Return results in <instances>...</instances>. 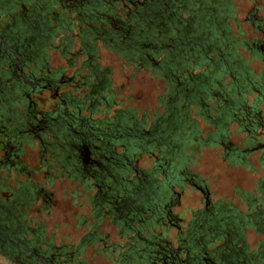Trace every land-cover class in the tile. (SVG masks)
Segmentation results:
<instances>
[{"label":"flooded vegetation","instance_id":"1","mask_svg":"<svg viewBox=\"0 0 264 264\" xmlns=\"http://www.w3.org/2000/svg\"><path fill=\"white\" fill-rule=\"evenodd\" d=\"M168 1L172 0H0V171L4 172L0 192L10 193L9 197L0 193V249L11 241L7 250L21 264L24 260L68 264L73 259L66 247L40 246L42 233L31 240L26 237L27 209L38 200L51 201L52 192L30 176L24 181L14 179L13 185L6 183L10 173L22 171L26 146L35 145L41 164L75 180L86 193L94 221L76 252L99 239L98 226L107 218L125 238L109 245H105L108 234L99 239L101 250L116 252L113 264H258L264 260L263 243L259 240L249 250L244 240L247 229L264 234V175L256 182L258 194H247L243 200V211L229 201H212L205 180L186 168L191 132H199L196 120L188 116L191 103L199 102L205 116L224 127L218 137L224 145L229 120L246 125L249 134L260 125L254 107L244 106V89L234 74L227 87L215 77L231 66L242 67L236 52L229 53L230 45L239 40L230 42L227 30L216 20L215 28L206 24L202 0H195L198 8L189 11L185 7L191 0L173 7ZM229 7L230 1L223 0L207 9L220 14ZM254 9L247 18L261 36L248 48L258 53L264 50V18L253 15ZM200 23L210 28L207 35L222 34L217 43L193 35ZM98 43L135 69L144 66L169 78L161 111L155 110L150 119L144 113L137 118L135 109L117 106L111 69L101 63ZM210 46L218 49L212 62L207 60ZM53 55L61 63L50 65ZM200 60L208 64L195 71ZM215 80L217 97L208 102L216 93ZM248 83L251 86L252 81ZM48 101L52 102L49 108L39 107ZM262 129L261 140L249 135L247 149L226 150L228 162L264 147ZM214 133L207 139L198 135L199 143L206 144ZM143 155L151 161L149 167L139 165ZM52 176L48 175L49 184ZM184 184L198 190L204 204L181 224L183 218L172 207L180 205ZM1 220L10 226L1 225ZM75 264L87 263L79 257Z\"/></svg>","mask_w":264,"mask_h":264},{"label":"rangeland","instance_id":"2","mask_svg":"<svg viewBox=\"0 0 264 264\" xmlns=\"http://www.w3.org/2000/svg\"><path fill=\"white\" fill-rule=\"evenodd\" d=\"M229 1L230 7L228 11L221 14L215 13L212 20L223 24L224 32L227 30L226 36L230 42L239 40V43L232 44L233 46L230 45L229 53L236 52L237 56L242 59V67L234 69L231 66L227 69L228 71L221 72L222 75L215 74V77L220 79L221 83L227 87L228 85L230 86V81L233 79L234 74L235 80L244 89V106L247 107V110L250 109V106L254 107L259 118L256 121H259L260 125L257 124L252 128L255 134H251V132L249 134L244 129V127L248 128L246 125L243 127L237 121L229 120L226 125L224 145L218 138L224 131V127L213 123L211 121L213 120L212 117H209V119L205 116V112L200 107L199 102L191 103L187 107L188 116L196 120L199 132H191L193 133V145L186 151L188 153L186 168L189 172L197 174L199 178L205 180L206 185L209 186L210 199L212 201H229L244 211L245 202L243 200L248 197L247 194H258L256 182L263 179L264 158H260V156L264 147L246 151L242 158L235 159L234 162H228L229 158L226 155V150L233 146L244 150L247 149L249 147V135H256L259 140L262 139V135L259 132L263 131L262 126H264V50L258 53H251L248 48L252 43L257 44L261 33L248 20L247 14L255 7L253 15L264 18V0ZM76 27L73 30L77 31ZM196 27L197 36L207 34L208 29H210L208 26L205 27V25L201 24ZM220 36L222 34H217L215 37L219 40ZM97 45L101 63L107 64L111 69L112 88L116 90L114 97L119 103L117 106L126 105L130 109H135L137 118L144 113L145 117L150 119L155 110L161 111L164 105L162 98L167 96L166 90L169 86L167 80L169 78L154 75L150 69L144 66L135 69L133 65L126 63V59L119 56L117 52L108 50L99 43ZM217 52L218 49L215 48L207 51V53H210L207 60L209 62L216 60ZM56 57L57 55L51 56L50 65L59 64L60 61ZM202 60L199 61V66L195 71L202 70V68L207 66L208 61L202 62ZM238 68L243 69V72ZM210 69L216 71L214 64L210 65ZM249 80L252 81L251 86L248 83ZM213 88L216 93L207 100L208 102L217 97L219 84L216 80L213 81ZM45 96H49V93L45 92ZM234 96L240 95L234 92ZM160 98L161 102H159ZM51 103V101H48L46 104H40L39 107L49 108ZM214 112L211 109V113L214 114ZM210 132H215L211 139L206 144L199 143L198 135L207 139ZM37 150L38 147L36 145L26 146L22 171L20 173L13 171L6 179L7 184L13 185L14 179L24 181L30 176L32 182L52 192L51 201L45 202L41 199L36 203L34 202L27 209L26 213L29 217L27 226L30 229L26 234L27 239H33L35 233L39 231L38 229H42L43 239L40 246L51 243L54 246L66 247V251L73 256V259L68 261V264H75L76 259L79 257L85 260L87 264L115 263L116 252L109 254L107 250V252L101 250L100 246L102 243L99 239L105 238L108 234L105 245H109L112 243H123L125 238H120L116 227L107 218L105 221L102 220L98 226L99 239L90 245L82 247L80 251H75V247L80 242L83 234L88 231L94 221L89 202L85 198L86 193L75 180H69L63 175H57L56 171L41 164V157ZM145 159V155L141 156L139 165L146 168L151 165V161ZM170 170H174V168L172 167ZM3 173L1 170L0 174L3 175ZM48 175H54L50 178V184L47 182ZM183 189L180 196V205H173L172 207L174 213L183 218L181 224L188 222L192 217V211L203 207L204 204L203 195L198 190L187 184L183 185ZM0 193L3 197L10 196V193L5 191ZM40 207L41 210H39ZM7 224L9 223L7 222ZM170 230H172V234L174 229ZM244 235V240L249 250L254 249L259 240L264 245V234L247 229ZM59 250H62V248ZM65 259H68V257H65ZM0 264H21V262L0 254ZM132 264H136V262L134 261ZM258 264H264V260Z\"/></svg>","mask_w":264,"mask_h":264},{"label":"trees","instance_id":"3","mask_svg":"<svg viewBox=\"0 0 264 264\" xmlns=\"http://www.w3.org/2000/svg\"><path fill=\"white\" fill-rule=\"evenodd\" d=\"M181 0H172V1H168V3H169V5H170V7H173L174 5H178L179 4V2H180ZM223 2V0H202V15L203 14H205V18H207V22H206V24L209 26V27H214L215 28V20H212V19H214L213 17H214V15H215V9L214 10H211V9H207L208 8V6H212L213 5V3H222ZM187 5H188V7L186 6L185 7V10H187V11H189V9H192V8H198V4H197V1H195V0H191V1H189V2H187L186 3ZM224 4V3H223ZM214 8H215V6H214ZM221 14V13H220ZM212 20V21H211ZM201 24V23H200ZM201 25H203V24H201ZM205 27H207L206 25H205ZM174 32H175V29H174ZM197 31H195V32H193V35H196L195 37H197V38H202V41H205V39H206V37L208 36L209 37V39H206V41H208V43H210V44H214L215 42H217L218 40H217V38H215L214 36H212V35H207V34H205V35H203V36H197V33H196ZM169 33H171V32H169ZM215 35H217V33L215 34ZM212 36V37H211ZM217 40V41H216ZM166 42L167 43H170V40L169 39H166ZM211 48L213 47V46H210ZM212 50H214V48H212ZM208 54H210V53H208ZM218 54V53H217ZM215 66V65H214ZM239 70H243V69H241V68H238ZM239 72V71H238ZM243 72V71H242ZM242 72H239V73H242ZM221 77V76H220ZM234 93V92H233ZM2 224H4V226L5 227H9L10 226V223L9 224H7V220H1V225ZM4 230V229H3ZM5 231H6V229H5ZM40 233H42V235H41V237H43V231L42 230H39V231H37L36 232V234H40ZM9 237H11V238H13V239H16V238H14V236H9ZM35 237H33V239H34ZM43 239V238H42ZM1 241V240H0ZM9 242H11V241H5V243H3V248H1L0 249V254L2 255V256H5V257H9L10 259H13L14 258V255L15 254H12V253H10L7 249L9 248V246H8V244H13V243H9ZM0 244H1V242H0ZM3 249V250H2ZM30 259V258H29ZM23 263L24 264H31V263H28L27 261H23ZM33 264H35V262L33 263ZM42 264V263H41Z\"/></svg>","mask_w":264,"mask_h":264}]
</instances>
